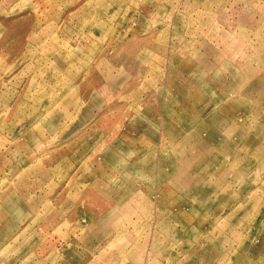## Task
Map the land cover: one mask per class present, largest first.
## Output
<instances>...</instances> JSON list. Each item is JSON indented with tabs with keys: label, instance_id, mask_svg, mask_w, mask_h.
<instances>
[{
	"label": "rangeland",
	"instance_id": "374dc122",
	"mask_svg": "<svg viewBox=\"0 0 264 264\" xmlns=\"http://www.w3.org/2000/svg\"><path fill=\"white\" fill-rule=\"evenodd\" d=\"M84 48L131 76L95 126L94 156L79 158L72 208L49 180L46 201L27 199L32 221L0 198V264H264V0H0V89L22 63L49 78L56 54ZM198 68L229 75L243 136L211 140L214 110L166 105L167 73ZM217 185L242 202L232 219L205 206Z\"/></svg>",
	"mask_w": 264,
	"mask_h": 264
},
{
	"label": "crops",
	"instance_id": "0c3cea01",
	"mask_svg": "<svg viewBox=\"0 0 264 264\" xmlns=\"http://www.w3.org/2000/svg\"><path fill=\"white\" fill-rule=\"evenodd\" d=\"M75 54L77 55L73 58ZM71 57L73 59L67 63L64 62L67 55L56 54L55 72L49 78L46 70L32 72L26 63H22L6 75L8 85L0 89V125L4 126L0 128V198L2 206L11 205L15 198L13 204L18 220L32 221L35 215L30 213L32 207L27 209L31 205L27 199L38 192L39 199L46 201L48 180L51 192L55 190V201L59 197L62 206L70 195V206L73 207V199L77 196L75 190L78 186L79 167H84V164L80 165L79 158L91 156L92 152L94 156L91 149L96 140L95 134H103V130L99 128L96 131L95 126H98L105 115L109 116L113 93L123 92L124 89H121L129 81V72L125 69L118 73L114 69L112 71L109 61L106 63L104 57L95 58L94 49L84 48L83 54L74 53ZM206 60L207 58L203 62ZM219 73L217 75L218 72L210 68L191 70L187 75L168 72L165 83L168 94L166 105L169 108L199 110L200 114V110H214V120L210 119L206 123L210 139L218 141L231 136L234 140L237 135L241 137L244 133L237 132L239 127L226 111L239 105L234 101L235 97L223 99L228 97L227 91L232 86L230 80L229 85L226 83L229 75L223 76L222 71ZM176 77L180 78L179 82ZM178 84H181L183 100L175 104L171 96L176 94ZM134 85L138 87L137 83ZM113 87L121 89L112 90ZM120 95L119 93L116 97ZM220 96L222 100L219 99ZM121 106L126 107V102ZM198 118L199 124L204 125L208 117ZM226 124H229L228 128ZM227 130H230V134L226 133ZM50 139L55 143L48 145L46 141ZM235 146L231 147L230 155L238 159L240 150L236 143ZM208 150L210 149H206V153ZM201 151L205 152V149ZM213 151L215 155L219 153V150ZM114 156L123 158L117 152ZM120 162L126 163V160ZM28 175L36 179L34 186H31L35 192L22 191L26 184L31 183L30 179L27 180ZM217 187L220 192L216 191L215 197H210L205 206L212 205L216 210L214 215L221 212L220 220L232 219V215L239 212L242 202L237 196L234 198L235 192L231 194L230 200L224 201L222 197L228 191H224L222 186ZM225 205L226 208L223 209ZM3 214L4 211L1 215ZM55 219L58 220V217Z\"/></svg>",
	"mask_w": 264,
	"mask_h": 264
}]
</instances>
